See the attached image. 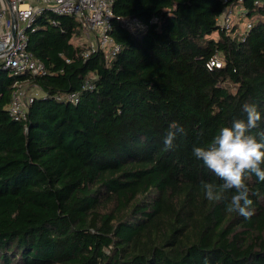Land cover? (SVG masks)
<instances>
[{
	"label": "trees",
	"instance_id": "1",
	"mask_svg": "<svg viewBox=\"0 0 264 264\" xmlns=\"http://www.w3.org/2000/svg\"><path fill=\"white\" fill-rule=\"evenodd\" d=\"M231 4L247 15L227 32ZM113 11L129 21L113 22L115 57H86L76 17L54 25L45 11L28 49L49 73L0 68V264H264V182L247 178L245 219L226 211L234 190L205 198L201 182L221 181L192 155L245 103L264 112V0H114ZM27 82L45 96L16 120L8 106ZM70 93L78 102L58 99ZM172 123L183 132L168 150Z\"/></svg>",
	"mask_w": 264,
	"mask_h": 264
},
{
	"label": "built area",
	"instance_id": "2",
	"mask_svg": "<svg viewBox=\"0 0 264 264\" xmlns=\"http://www.w3.org/2000/svg\"><path fill=\"white\" fill-rule=\"evenodd\" d=\"M113 4L114 0H0V68L10 69L16 75L29 73L42 76L49 73L45 63L28 49V31H36L35 22L45 11L54 15L51 18L54 25L59 23L55 17H76L89 43L84 53L86 57L98 50H103L108 58L115 57L121 47L110 34L113 22L119 20L128 24L129 21L114 13ZM246 15L247 11L242 7L231 4L218 18V25L229 32ZM251 28L252 22L248 20L242 27L243 39H246ZM220 63L217 54L209 66H219ZM42 96L45 94L38 86L29 89L25 83L18 84L8 106L10 115L16 120H26L29 106ZM58 99L78 102L79 94L70 93L58 96Z\"/></svg>",
	"mask_w": 264,
	"mask_h": 264
},
{
	"label": "clouds",
	"instance_id": "3",
	"mask_svg": "<svg viewBox=\"0 0 264 264\" xmlns=\"http://www.w3.org/2000/svg\"><path fill=\"white\" fill-rule=\"evenodd\" d=\"M242 111L243 118L220 127L209 142L194 145L192 155L221 181L201 182L205 198L220 201L225 192L234 190L226 211L247 219L253 214V200L246 180L254 175L264 182V129L260 128L264 112L251 103L242 105ZM182 132L177 123L170 124L163 138L165 148L173 149Z\"/></svg>",
	"mask_w": 264,
	"mask_h": 264
},
{
	"label": "rangeland",
	"instance_id": "4",
	"mask_svg": "<svg viewBox=\"0 0 264 264\" xmlns=\"http://www.w3.org/2000/svg\"><path fill=\"white\" fill-rule=\"evenodd\" d=\"M213 36H214V37H217V33H214ZM25 86H26L27 88H29V89H32V88L36 87L35 85H31V84L28 83V82L25 83Z\"/></svg>",
	"mask_w": 264,
	"mask_h": 264
}]
</instances>
